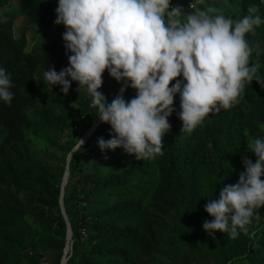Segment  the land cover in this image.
Masks as SVG:
<instances>
[{
	"label": "trees",
	"instance_id": "obj_1",
	"mask_svg": "<svg viewBox=\"0 0 264 264\" xmlns=\"http://www.w3.org/2000/svg\"><path fill=\"white\" fill-rule=\"evenodd\" d=\"M11 1L0 0V11H4L0 14V67L11 74L16 84L12 106L0 104V182L9 188L26 190L33 196L38 193L34 188L41 189L37 195L50 213L46 230L65 237L67 222L60 208V189L52 187L48 169L31 157L27 131L31 128L32 111L52 127L65 124L54 112L57 109L68 111L71 104L81 110L83 117H90L91 97L83 90L78 92V82H72L67 95L60 91V86L49 90L43 82L45 70L53 66L59 72L68 66V55H71H66L62 39L64 25L54 23L58 0H18L44 29L30 51L26 50L25 33L15 37L18 13L7 10ZM175 3L176 0H172L173 6ZM205 3L220 13L228 9L210 0ZM227 3L238 13L245 10L248 14V7H257L258 14L264 18V0H227ZM253 33L254 37H247L253 49L249 66L257 64L258 75L264 79V24ZM135 95L136 90L127 87L124 98L130 100ZM179 105L177 94L176 111L169 117L171 130L164 137L163 156L143 161L118 147L98 151L99 163L108 165V174L103 170L96 174L79 169L82 175L77 181L78 191L81 201L87 205L73 218L66 191L64 201L76 239L67 264H134L138 250L150 254L159 246L155 225L161 224V213L172 212L178 216L173 229L175 252L187 250L190 260L202 255L222 257L223 264H264V206L259 209L260 219L253 220L249 226L262 224L255 233H259L256 247H248L243 233L232 240L225 233L216 232L213 239L203 230V222L213 219L204 210L208 199L218 198L224 186L238 181L239 174L245 170L243 157L247 156L254 163L257 159L247 149L250 138L264 137V84L259 85L254 80L246 86L238 105L217 114L209 113L210 119L191 135L182 131ZM109 133L110 125L101 123L93 135L107 140L111 138ZM133 158L136 162L129 166ZM76 162L79 160L75 156L71 162L72 172L78 167ZM3 192L7 194L5 188ZM0 209L4 214L10 213V205L5 201ZM4 224L0 220V227ZM12 225L19 227L27 222L20 217L13 220ZM83 229L89 241L83 240ZM0 240L12 247L17 245L14 237L7 234L0 235ZM30 259L34 261L33 257ZM12 260L0 250V264Z\"/></svg>",
	"mask_w": 264,
	"mask_h": 264
},
{
	"label": "clouds",
	"instance_id": "obj_2",
	"mask_svg": "<svg viewBox=\"0 0 264 264\" xmlns=\"http://www.w3.org/2000/svg\"><path fill=\"white\" fill-rule=\"evenodd\" d=\"M203 4L205 0H192V11L186 12L172 0H58L54 23L64 25L62 39L71 55L59 72L53 66L45 70L43 82L49 90L60 86L65 95L78 82V92L91 97L96 117L110 125L111 138L97 140L101 152L119 147L138 160H155L164 155L177 94L182 131L191 135L210 119L209 113L238 105L254 80L264 84L258 65L249 66L253 49L247 35L264 24L258 8L250 6L247 15L233 19L201 10ZM106 69L117 82L135 89V97L118 95L109 103L98 90ZM15 87L11 74L0 67V104L12 106ZM84 143L77 138L70 155ZM247 150L257 157L255 163L243 157L245 170L238 181L205 204L213 219L203 222V230L213 239L216 232L232 240L248 235L253 220L260 219L264 137L250 138Z\"/></svg>",
	"mask_w": 264,
	"mask_h": 264
},
{
	"label": "rangeland",
	"instance_id": "obj_3",
	"mask_svg": "<svg viewBox=\"0 0 264 264\" xmlns=\"http://www.w3.org/2000/svg\"><path fill=\"white\" fill-rule=\"evenodd\" d=\"M210 1L211 3H220L222 6L228 8L222 13L225 16L239 19L247 15L245 10H242L240 13L233 10L228 6L227 0ZM191 2L192 0H176L174 5L182 6L186 12H190L192 9H189L188 5ZM198 7H200L201 10L210 9L206 3L198 5ZM7 10L16 11L18 13V17L14 24V34L15 37H20L21 34L25 33L27 37L26 50L30 51L32 46L38 41L41 32L44 30L43 27L35 21L32 15L23 8L22 3L18 0H12ZM3 12L4 11H0V14ZM219 13L220 12L211 10V14ZM247 37H254V33H249ZM102 78L103 84L98 90L106 95L110 103L112 99L119 94V91L125 83L117 82L108 74L107 69L102 74ZM70 106L71 109L68 111L57 109L54 112L57 117L65 121V124L55 127L45 124L43 118L36 113H32V111L31 128L27 131V143L29 144L30 155L33 160L48 169L50 184L54 188H59L60 192H62L66 169L67 167L70 168L69 179L64 188V195L66 191H68L69 208L72 217L76 218L80 214V208L87 205L86 202L81 201L78 191L80 187L77 181L82 175L79 169L88 170L96 174L101 173V170H103L108 174L109 168L108 165L99 163L100 157L98 151L100 149L97 144L98 138L94 137V135L84 141L85 143L82 146L84 150L81 149V151L73 153L70 158L71 150L77 142V138L84 140L88 132L99 121V117H96L97 112L94 108L91 107L93 111L90 117L85 118L81 110L77 109L76 105L71 104ZM75 156L76 159L79 160V163H75L78 167L72 172L71 162ZM135 160V158L131 159L128 165H132ZM98 164L100 165L98 166ZM105 167H107V169ZM4 188L7 194L3 192ZM34 189H36L39 194L41 193V189ZM35 196L26 190L9 188L0 182V207L1 203L4 201L10 205V213L8 214H4L2 209H0V220L5 223L0 227V235L7 234L10 237H14L17 242L16 247H12L0 240V250L10 256V259L13 258L12 261H6V264H62L65 257L68 259V262L73 255L76 240L73 228L71 240H68V224L66 225L65 237L60 233H48L46 230V219L50 216V213L47 211V206L43 203L40 196L37 195L36 198L32 200ZM64 206L71 223L65 201ZM95 206L96 205H92L93 208ZM60 208L63 215L61 203ZM28 210H31V212H27ZM20 217L26 220L27 225L19 227L12 225L13 220H17ZM160 217L162 219L160 222L161 224L159 223V226L155 225V230L157 231L158 240L160 242L159 246L153 249L150 254H143L138 250L134 256V264H188L189 262L193 264H223L222 257H207L201 255L194 260H190L187 250L183 253H181V251L179 253L178 251L175 252L173 229L178 216L176 213L172 212L161 213ZM261 225L262 224H257L256 227L252 225L249 228V234L246 235L248 247H256L259 233H255ZM87 236L86 230L83 229L82 238L84 241H89L86 239ZM68 244H70V249L66 252ZM30 257H33L34 261H32Z\"/></svg>",
	"mask_w": 264,
	"mask_h": 264
},
{
	"label": "water",
	"instance_id": "obj_4",
	"mask_svg": "<svg viewBox=\"0 0 264 264\" xmlns=\"http://www.w3.org/2000/svg\"><path fill=\"white\" fill-rule=\"evenodd\" d=\"M127 84H124V86H123V89L122 90H120L119 91V94L118 95H125V93H126V90H127ZM117 95V96H118ZM101 124V122H100V120L94 125V127L88 132L89 134H87V137L85 136V138H84V141L85 140H88L90 137H92L93 136V134H94V132H95V130L99 127V125ZM73 155V154H72ZM72 156H70V158H71ZM70 158H69V160H70ZM69 174H70V168L69 167H67V169H66V173H65V177H64V181H63V187H62V192H61V198H60V203H61V207H62V211H63V215H64V217H65V220H66V222H67V224H68V240H71L72 239V236H73V231H72V227H71V223H70V221H69V218H68V215H67V213H66V210H65V206H64V188H65V186H66V184H67V182H68V179H69ZM69 250V249H68ZM64 260V259H63ZM67 258L65 257V260H64V262H62V264H67Z\"/></svg>",
	"mask_w": 264,
	"mask_h": 264
},
{
	"label": "bare ground",
	"instance_id": "obj_5",
	"mask_svg": "<svg viewBox=\"0 0 264 264\" xmlns=\"http://www.w3.org/2000/svg\"><path fill=\"white\" fill-rule=\"evenodd\" d=\"M90 133V132H89ZM88 133V134H89ZM68 249H70V244H68V247H67V250H66V252L68 251ZM64 260H65V258H64ZM64 260H63V262H64Z\"/></svg>",
	"mask_w": 264,
	"mask_h": 264
}]
</instances>
